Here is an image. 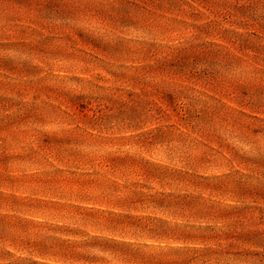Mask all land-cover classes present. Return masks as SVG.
Instances as JSON below:
<instances>
[{"label": "rangeland", "instance_id": "374dc122", "mask_svg": "<svg viewBox=\"0 0 264 264\" xmlns=\"http://www.w3.org/2000/svg\"><path fill=\"white\" fill-rule=\"evenodd\" d=\"M0 264H264V0H0Z\"/></svg>", "mask_w": 264, "mask_h": 264}]
</instances>
